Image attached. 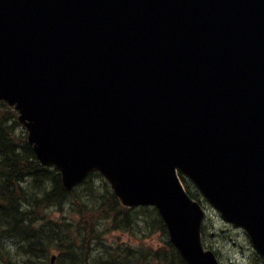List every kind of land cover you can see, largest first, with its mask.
<instances>
[{"label":"water","instance_id":"water-1","mask_svg":"<svg viewBox=\"0 0 264 264\" xmlns=\"http://www.w3.org/2000/svg\"><path fill=\"white\" fill-rule=\"evenodd\" d=\"M0 101L70 191L99 172L204 250L187 176L264 259V0H0Z\"/></svg>","mask_w":264,"mask_h":264},{"label":"trees","instance_id":"trees-1","mask_svg":"<svg viewBox=\"0 0 264 264\" xmlns=\"http://www.w3.org/2000/svg\"><path fill=\"white\" fill-rule=\"evenodd\" d=\"M181 179L187 193L197 200L198 193L193 194L189 184ZM81 187L85 200L75 207L81 217L80 228L67 221L63 213L59 220L50 219L44 211L46 208L57 207L62 212L68 197L75 198V195L63 189L55 169L43 168L37 163L16 112L0 102V228L3 229L0 235L18 245L15 250L19 253V263L36 264L46 257L51 246L59 251L56 260L60 263L63 255L71 258L81 244L82 252L88 256L93 252V246L103 250L102 255L92 258L90 264H185L169 242L165 225L155 209L129 210L121 207L99 175L88 177ZM32 191L42 197L43 205H35L36 212L43 214L39 217L34 214L27 216L23 211L25 205L21 198L32 194ZM86 200L88 205H85ZM36 222H42V225L39 233L33 234L31 228ZM97 224H106V230L131 232L133 235L139 232L138 235L143 234L142 238L159 233L163 237L162 246L146 251L127 245L107 247L101 242L102 232L95 230ZM24 248H28L27 252L23 251ZM3 256L7 258L8 253L4 251ZM80 261L77 258L68 264Z\"/></svg>","mask_w":264,"mask_h":264},{"label":"rangeland","instance_id":"rangeland-1","mask_svg":"<svg viewBox=\"0 0 264 264\" xmlns=\"http://www.w3.org/2000/svg\"><path fill=\"white\" fill-rule=\"evenodd\" d=\"M76 201H72L68 204L67 211L73 208L76 204L82 203L85 198H82L83 196V190L78 189L75 193ZM202 201V200H201ZM203 208L206 213V219H205V228H206V236L209 237L210 234H214L217 239L213 240L211 238H207L206 244L208 246H212L218 243L217 247H220V253L222 260L230 263L237 260V263L235 264H247L246 261H241V252L238 249L239 245H243L248 247V243L245 240V235L242 231L236 230L237 228L223 222L217 212L211 208L208 203H203ZM75 208L70 210L68 213L65 214L66 217H71V213ZM63 210H66V206L63 208ZM60 213H53L51 212V217L53 219L58 218ZM73 223H78L79 216L74 215L72 217ZM97 229V228H96ZM100 231L103 232V242L105 244H113V245H127L129 247H134L135 249L139 250L140 247L147 249H156L159 246H162L161 238L157 235V233L152 234L149 238L146 239H137L135 236H131L128 233H123L119 231H106L107 225L103 227V225H100L98 227ZM232 237L235 241L238 242V244L235 246L232 243L228 242V238ZM76 251H81L80 247ZM58 252L55 250H51L48 253L47 259L43 260V264H49V260L51 258V255L55 256V259L58 257ZM101 254V249L98 248L95 255ZM64 261L62 259V262L56 261V264H62ZM90 261H88L89 263ZM55 264V262H54ZM234 264V263H233Z\"/></svg>","mask_w":264,"mask_h":264},{"label":"flooded vegetation","instance_id":"flooded-vegetation-1","mask_svg":"<svg viewBox=\"0 0 264 264\" xmlns=\"http://www.w3.org/2000/svg\"><path fill=\"white\" fill-rule=\"evenodd\" d=\"M230 240L232 241V244L236 245V241H234L233 238L230 237ZM217 246H218V243L216 242V244H214L210 247L218 248ZM239 249L241 252L242 260H246L247 264H253V262L255 260H258V257L252 252L250 247L247 248V247H243V246L239 245ZM250 250H251V252H250ZM257 264H262V263L259 262Z\"/></svg>","mask_w":264,"mask_h":264},{"label":"bare ground","instance_id":"bare-ground-1","mask_svg":"<svg viewBox=\"0 0 264 264\" xmlns=\"http://www.w3.org/2000/svg\"><path fill=\"white\" fill-rule=\"evenodd\" d=\"M35 219V218H34Z\"/></svg>","mask_w":264,"mask_h":264}]
</instances>
